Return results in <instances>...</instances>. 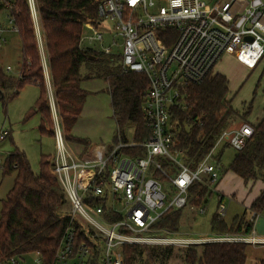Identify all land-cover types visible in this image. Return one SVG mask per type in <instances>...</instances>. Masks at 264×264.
Returning a JSON list of instances; mask_svg holds the SVG:
<instances>
[{
	"label": "built area",
	"instance_id": "obj_1",
	"mask_svg": "<svg viewBox=\"0 0 264 264\" xmlns=\"http://www.w3.org/2000/svg\"><path fill=\"white\" fill-rule=\"evenodd\" d=\"M13 1L0 0V46L6 42V31H17ZM27 3L40 43L39 6L37 0ZM85 28L90 34L82 36V43L86 39L103 41L99 29L110 31L113 43L121 49L122 72L147 77L142 109L149 134L136 142V128L131 127L127 140L118 136V142L103 144L86 154L74 151L52 105L56 141L52 169L73 216L86 226L87 238L79 241L75 229L69 227L53 264H124L125 245L187 248L238 242L264 247V238L254 229L247 235L193 238L155 228L169 212L191 205L190 190L196 183L203 185L207 194L217 195V214L223 218L227 214L224 198L217 190L223 174L219 156L227 146L242 151L254 128L244 123L225 130L211 152L192 169L184 153L175 148L177 127L171 110L182 104L188 87L216 73L225 57H233L247 69L260 65L264 59V0H97V22H87ZM105 53L111 54V49L105 48ZM44 66L48 71L45 60ZM8 134L1 132L0 140ZM128 149L142 152L129 154ZM109 208L121 218L109 221L104 215ZM199 213H205L201 205ZM256 217L253 213L252 220ZM0 264L43 261L35 252L0 259Z\"/></svg>",
	"mask_w": 264,
	"mask_h": 264
},
{
	"label": "trees",
	"instance_id": "obj_2",
	"mask_svg": "<svg viewBox=\"0 0 264 264\" xmlns=\"http://www.w3.org/2000/svg\"><path fill=\"white\" fill-rule=\"evenodd\" d=\"M40 13V29L48 62V77L53 99L62 122L65 139L80 147L89 148V142L72 136L80 119L87 94L82 82L90 79L84 75V64H94L98 54L82 47L85 23L97 22V0H37ZM16 32L21 41L20 76L13 78L0 69V102L15 99L27 85L40 88L37 111L41 113L40 132L55 138V123L46 90L47 73L27 0L13 1ZM92 57H95L92 59ZM91 64V65H92ZM113 117L118 136L127 140V130L136 128L135 141L142 142L149 134L142 109L148 79L143 74L123 73L108 77ZM230 80L222 73L208 76L202 83L188 87L182 104L171 110V119L177 127L175 148L184 153L185 162L192 168L211 152L221 134L234 125V119L251 115L253 104L244 114L233 106ZM247 122L254 133L242 151L236 153L229 170L245 183L261 180L264 183V116L258 123ZM49 126V128L46 127ZM141 150H127L129 154H141ZM4 175H14L13 187L3 201L0 217V259L25 256L38 252L43 264H53L69 227L77 232L79 241L87 240L86 226L69 211V199L57 175L51 159L42 156L40 171L35 173L25 152L17 147L7 156ZM190 204L199 207L209 196L207 189L196 183L190 190ZM100 200V198L95 199ZM71 206V204H70ZM252 214L264 212V190L250 208ZM181 210L171 211L155 225L158 230L177 232ZM104 215L116 221L121 215L110 208ZM254 229V220L245 212L230 223L217 212L211 219V231L217 235H247ZM182 248V247H180ZM248 244L215 242L191 245L182 250L185 264H245ZM174 246L125 245V264H156L169 259Z\"/></svg>",
	"mask_w": 264,
	"mask_h": 264
},
{
	"label": "rangeland",
	"instance_id": "obj_3",
	"mask_svg": "<svg viewBox=\"0 0 264 264\" xmlns=\"http://www.w3.org/2000/svg\"><path fill=\"white\" fill-rule=\"evenodd\" d=\"M99 31L104 37L103 41L91 42L86 39L82 43L84 49L93 50L98 54V61L94 64L91 63L92 65L89 64L90 62L86 63L82 67V72L84 75L89 76L90 79L82 82V88L85 90L87 97L82 115L72 131L73 137L89 142V148L85 151V154L88 151L91 152L97 146L112 144L117 132L116 121L113 117L108 77L120 72L121 49L117 44L113 43L114 38L110 31L106 32L103 29H99ZM89 34V29L84 28L83 35L87 36ZM4 39L6 42L0 46V69L8 76L17 79L20 76L21 69L20 37L17 32L9 30L4 33ZM105 48H110L111 54H106ZM8 66L11 67L10 71H7ZM216 70L225 73L231 81L230 90L231 97H234V108L242 115L246 110L245 108L252 103L253 110L250 117L251 120L255 121L264 101V59L257 68L243 71L235 65L232 57L227 56L218 64ZM46 73L48 78V71ZM49 80L46 79V90L52 109V105L54 106L55 102ZM39 96L40 88L38 86L27 85L15 99L6 103L0 102V133L3 131H8L9 133L5 140H0V217L2 215L3 201L6 199L14 183V175H4L3 166L7 156L14 148L17 147L20 151L25 152L35 173H39L40 171L42 156L50 157L52 162L56 154L54 136L42 134L39 130L42 123L41 113L37 111ZM244 119L248 120L249 118L245 117ZM234 120L235 123L232 127L247 123L243 122L245 120L239 118ZM46 127L49 128L48 125ZM67 144L74 151L80 150V147L74 144L68 142ZM236 153L237 151L230 146L223 149L220 158V168L223 174L229 172L230 164ZM224 201L228 209L227 214L235 215L239 213L238 211L241 207L237 202L228 198H224ZM218 204L219 199L217 195L210 194L201 205L205 209L204 214L199 213V207L192 205L181 210L178 230L171 233L182 237H214L215 234L211 231V219L217 212ZM68 205L70 211L71 206L70 204ZM229 217L227 216L226 218L228 223H230L228 221ZM183 249L174 246L173 253L169 259L158 261L156 264H185L182 255ZM140 264L145 263L141 262Z\"/></svg>",
	"mask_w": 264,
	"mask_h": 264
},
{
	"label": "crops",
	"instance_id": "obj_4",
	"mask_svg": "<svg viewBox=\"0 0 264 264\" xmlns=\"http://www.w3.org/2000/svg\"><path fill=\"white\" fill-rule=\"evenodd\" d=\"M40 41L43 47V57H44L43 59L46 61V65L48 67L47 58H46V55L44 54L45 48L43 45V36L41 34V29H40ZM233 60L235 61V65L240 70H243V71L247 70V68L239 64L234 58ZM217 72L226 75L225 73L220 72L219 70H216V73ZM230 84H231V81H230ZM230 95H231V90H230ZM263 99H264V93H263ZM262 105L263 106L260 108V111L257 114L258 117L256 118V120L255 121L251 120V117H250L251 115H250L249 119L247 120L248 122L258 123L261 120V118L264 116V101ZM237 127L239 126H234L230 128H237ZM222 153H223V150L220 153L219 159L221 158ZM217 190L219 193L222 194L223 198H228L234 202H237L238 205L241 207L238 211L239 213H236L235 215H229V213L227 214V216H230L228 221L231 222L234 218H236L237 216L243 215L245 212H249L248 216H251V211H250L251 205L260 196L261 192L264 190V183L261 180L245 183L242 178H240L238 175H236L235 173L229 170V172L222 174ZM227 216H225L224 218L225 220H227L226 219ZM254 231L257 234V236L264 238V212L262 214H259L254 220ZM245 264H264V247L248 244L247 259H246Z\"/></svg>",
	"mask_w": 264,
	"mask_h": 264
},
{
	"label": "water",
	"instance_id": "obj_5",
	"mask_svg": "<svg viewBox=\"0 0 264 264\" xmlns=\"http://www.w3.org/2000/svg\"><path fill=\"white\" fill-rule=\"evenodd\" d=\"M95 57H92V59H94Z\"/></svg>",
	"mask_w": 264,
	"mask_h": 264
}]
</instances>
